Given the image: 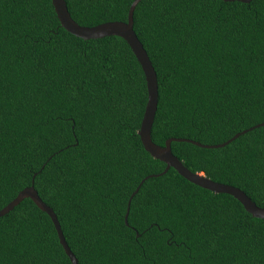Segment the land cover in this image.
Wrapping results in <instances>:
<instances>
[{"label": "trees", "instance_id": "1", "mask_svg": "<svg viewBox=\"0 0 264 264\" xmlns=\"http://www.w3.org/2000/svg\"><path fill=\"white\" fill-rule=\"evenodd\" d=\"M133 1L66 0L87 27L127 21ZM134 30L158 77L156 144L264 123V0H142ZM147 102L125 40L70 34L51 0H0V210L34 180L79 264H264V219L162 174L138 134ZM172 152L264 208V126ZM0 264H72L30 198L0 217Z\"/></svg>", "mask_w": 264, "mask_h": 264}, {"label": "water", "instance_id": "2", "mask_svg": "<svg viewBox=\"0 0 264 264\" xmlns=\"http://www.w3.org/2000/svg\"><path fill=\"white\" fill-rule=\"evenodd\" d=\"M51 1L61 26L70 34L84 40H94V39H102L110 36H117L125 40L127 44L130 46L133 54L137 58L143 70L147 83V90H148V102L146 104L145 113L138 134L140 136V139L142 141L145 150L153 158L160 160L166 164V168L162 174L168 172L170 168H174L185 179L204 189L210 190L214 193H223L233 196L244 206L247 212H249L256 218L264 219V208L257 206V204L254 203L244 191L232 185L215 182L202 174L194 173L193 171L188 169L183 164V162L179 160V158L176 157L172 152V142H189L196 146L205 147V148L224 147L229 143H231L232 141H234L235 139H237L238 137H240L242 134H245L248 131H252L253 129L258 128L260 126H264V123H261L247 130H244L240 133H237L230 140L226 141L225 143H221L217 145H205L197 141H193L186 138H170L166 141L164 146L156 144L152 139V129L155 122L156 113L158 110V102H159L158 77L146 49L144 48L142 42L139 40L134 30V12L137 5L142 0L133 1L128 12L127 21L125 22L111 21L93 27H87L78 24L71 16L66 0H51ZM224 1H241L244 3H250L253 0H224ZM139 188L132 194L129 200L128 210L125 215V223L127 225H128V216L130 211L129 208H130L131 200L133 199L134 195L139 191ZM25 198L32 199L34 203L42 211L46 212L50 216L57 230L60 243L63 246L67 256L70 258L71 263L79 264L75 254L73 253V251L69 247V244L67 243L66 237L62 230L57 214L54 212V210L51 207H49L41 199L38 191L35 189L34 180L31 186L22 190L12 202H10L2 210H0V217L12 211Z\"/></svg>", "mask_w": 264, "mask_h": 264}]
</instances>
